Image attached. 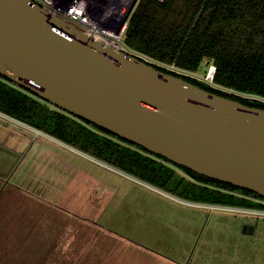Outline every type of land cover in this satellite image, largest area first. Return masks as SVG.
<instances>
[{"label": "water", "instance_id": "95a60500", "mask_svg": "<svg viewBox=\"0 0 264 264\" xmlns=\"http://www.w3.org/2000/svg\"><path fill=\"white\" fill-rule=\"evenodd\" d=\"M0 78L184 174L264 197V108L156 68L37 0H0Z\"/></svg>", "mask_w": 264, "mask_h": 264}, {"label": "rangeland", "instance_id": "374dc122", "mask_svg": "<svg viewBox=\"0 0 264 264\" xmlns=\"http://www.w3.org/2000/svg\"><path fill=\"white\" fill-rule=\"evenodd\" d=\"M122 40L121 49L173 68ZM210 65L204 61L197 72L185 73L206 83ZM98 157L0 112V177L47 196L36 197V207L111 211L105 221L120 237L133 239H120L122 245L132 252L138 243L145 247L133 256L137 264H264V217L187 204L213 203L181 194L172 187L173 179L158 185ZM105 161L111 169L99 163ZM164 165L187 185L182 171Z\"/></svg>", "mask_w": 264, "mask_h": 264}, {"label": "trees", "instance_id": "16d2710c", "mask_svg": "<svg viewBox=\"0 0 264 264\" xmlns=\"http://www.w3.org/2000/svg\"><path fill=\"white\" fill-rule=\"evenodd\" d=\"M122 41L131 50L173 66L153 62L156 68L216 94L264 108V0H137L128 16ZM204 61L215 66L213 84L185 74L197 72ZM0 112L107 162L135 171L152 183L166 185L173 179L175 190L194 199L264 208L262 200H238L215 187L252 191L182 167L196 179V182L188 179L185 185V180L173 178V170L164 165L166 162L160 156L116 139L105 129L95 125L94 129L88 121L52 108L2 78Z\"/></svg>", "mask_w": 264, "mask_h": 264}, {"label": "crops", "instance_id": "0c3cea01", "mask_svg": "<svg viewBox=\"0 0 264 264\" xmlns=\"http://www.w3.org/2000/svg\"><path fill=\"white\" fill-rule=\"evenodd\" d=\"M40 195L0 177V264H137L133 256L145 247L122 245L133 239L105 221L111 211H44L34 205L47 199Z\"/></svg>", "mask_w": 264, "mask_h": 264}, {"label": "built area", "instance_id": "2783aa9c", "mask_svg": "<svg viewBox=\"0 0 264 264\" xmlns=\"http://www.w3.org/2000/svg\"><path fill=\"white\" fill-rule=\"evenodd\" d=\"M38 2L52 13L82 28L93 38L120 47L119 40L123 39L127 26L125 15L133 0H38ZM214 72L215 66L212 64L205 78L207 83L213 82ZM185 74L191 76L188 73ZM99 163L106 168H112L106 162ZM187 204L264 217V208L193 202H187Z\"/></svg>", "mask_w": 264, "mask_h": 264}, {"label": "flooded vegetation", "instance_id": "af4514ba", "mask_svg": "<svg viewBox=\"0 0 264 264\" xmlns=\"http://www.w3.org/2000/svg\"><path fill=\"white\" fill-rule=\"evenodd\" d=\"M137 3V0L135 1V3H134V5H133V7L131 8V10H130V12H129V14L127 15V17H126V21H127V19H128V16L130 15V13L132 12V10H133V8H134V6H135V4ZM131 7V6H130ZM129 7V8H130ZM129 8H128V10H129ZM128 10H127V12H128ZM127 12H126V14H127ZM126 16V15H125ZM48 105V104H47ZM50 107H52V108H55V107H53V106H51V105H49ZM57 109V108H56ZM63 112V111H62ZM73 117V116H72ZM185 176H187L188 177V179H190V180H192V181H195L196 182V179H194V178H192L191 176H190V174H184ZM202 184V183H201ZM218 191H220V192H222V194H225V195H227V196H234V197H237V199L238 200H242V199H244V198H246V199H249V198H251V199H253V200H256V201H260V200H262V201H264V197H259V196H255L254 198H252L251 196H249L250 195V193H244V192H241V193H239V192H235V190H239V189H230V188H224V187H220V186H218V187H215ZM242 191V190H241ZM257 217V216H256Z\"/></svg>", "mask_w": 264, "mask_h": 264}]
</instances>
